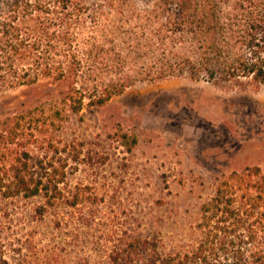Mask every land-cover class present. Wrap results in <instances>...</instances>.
Wrapping results in <instances>:
<instances>
[{
  "label": "trees",
  "instance_id": "1",
  "mask_svg": "<svg viewBox=\"0 0 264 264\" xmlns=\"http://www.w3.org/2000/svg\"><path fill=\"white\" fill-rule=\"evenodd\" d=\"M186 74L259 90L264 0H0V92L64 85V106L80 111L86 99L103 105L138 81ZM56 121L34 110L0 117V264H264L260 166L223 175L190 240L168 249L141 223L124 225L115 215L98 222V194L88 186L66 193L61 149L49 130ZM34 198L41 199L31 205L35 224L16 227L13 211ZM64 203L71 218L94 229L85 240L91 253L70 255L69 243L82 239L75 232L69 243L62 238Z\"/></svg>",
  "mask_w": 264,
  "mask_h": 264
},
{
  "label": "rangeland",
  "instance_id": "2",
  "mask_svg": "<svg viewBox=\"0 0 264 264\" xmlns=\"http://www.w3.org/2000/svg\"><path fill=\"white\" fill-rule=\"evenodd\" d=\"M65 91L64 85L6 88L0 117L34 110L59 120L49 130L65 164L63 187L69 194L82 184L98 194V222L115 215L124 225L141 223L144 234L158 231L170 249L190 240L201 205L223 175L256 165L264 173V85L225 87L186 74L138 81L103 105L86 99L80 111L64 106ZM40 201L18 203L14 225L33 226L31 205ZM61 211L69 222L62 238L69 243L73 232L81 234L79 246L69 243L70 255L91 253L85 240L94 229L71 218L65 203Z\"/></svg>",
  "mask_w": 264,
  "mask_h": 264
}]
</instances>
